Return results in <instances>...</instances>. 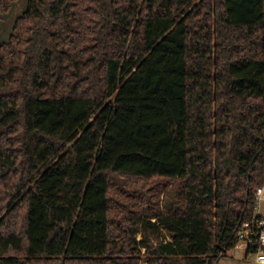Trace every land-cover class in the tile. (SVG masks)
I'll return each mask as SVG.
<instances>
[{
	"label": "trees",
	"instance_id": "16d2710c",
	"mask_svg": "<svg viewBox=\"0 0 264 264\" xmlns=\"http://www.w3.org/2000/svg\"><path fill=\"white\" fill-rule=\"evenodd\" d=\"M262 183L264 0H27L0 42V264H216Z\"/></svg>",
	"mask_w": 264,
	"mask_h": 264
},
{
	"label": "built area",
	"instance_id": "2783aa9c",
	"mask_svg": "<svg viewBox=\"0 0 264 264\" xmlns=\"http://www.w3.org/2000/svg\"><path fill=\"white\" fill-rule=\"evenodd\" d=\"M253 193L256 199L254 214L238 228L237 244L233 249H244L246 256L250 253L254 255L245 264H264V183L257 186Z\"/></svg>",
	"mask_w": 264,
	"mask_h": 264
},
{
	"label": "rangeland",
	"instance_id": "374dc122",
	"mask_svg": "<svg viewBox=\"0 0 264 264\" xmlns=\"http://www.w3.org/2000/svg\"><path fill=\"white\" fill-rule=\"evenodd\" d=\"M27 0H16L0 21V42L8 40L17 16L24 10ZM133 190V189H132ZM253 254L246 256L244 249H229L216 264H245L247 260H252Z\"/></svg>",
	"mask_w": 264,
	"mask_h": 264
},
{
	"label": "bare ground",
	"instance_id": "6f19581e",
	"mask_svg": "<svg viewBox=\"0 0 264 264\" xmlns=\"http://www.w3.org/2000/svg\"><path fill=\"white\" fill-rule=\"evenodd\" d=\"M142 264H147L146 262L142 263Z\"/></svg>",
	"mask_w": 264,
	"mask_h": 264
},
{
	"label": "crops",
	"instance_id": "0c3cea01",
	"mask_svg": "<svg viewBox=\"0 0 264 264\" xmlns=\"http://www.w3.org/2000/svg\"><path fill=\"white\" fill-rule=\"evenodd\" d=\"M144 263V262H143ZM142 264V263H141Z\"/></svg>",
	"mask_w": 264,
	"mask_h": 264
}]
</instances>
